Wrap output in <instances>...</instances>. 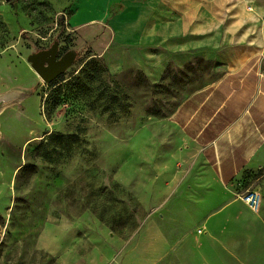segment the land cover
<instances>
[{"label":"rangeland","instance_id":"obj_1","mask_svg":"<svg viewBox=\"0 0 264 264\" xmlns=\"http://www.w3.org/2000/svg\"><path fill=\"white\" fill-rule=\"evenodd\" d=\"M76 1L0 0V264H82L113 240L133 246L162 217L168 237L179 224L206 234L174 207L173 186L207 169L170 116L219 71L196 62L160 84L112 76L70 23ZM54 45L77 59L57 99L31 61ZM251 191L240 200L254 222Z\"/></svg>","mask_w":264,"mask_h":264},{"label":"crops","instance_id":"obj_2","mask_svg":"<svg viewBox=\"0 0 264 264\" xmlns=\"http://www.w3.org/2000/svg\"><path fill=\"white\" fill-rule=\"evenodd\" d=\"M70 23L112 76L160 84L196 62L219 71L170 116L207 169L173 186L174 207L206 234L179 224L168 237L162 217L133 246L113 240L82 264H264V0H77ZM251 190L262 198L254 222L240 200Z\"/></svg>","mask_w":264,"mask_h":264},{"label":"water","instance_id":"obj_3","mask_svg":"<svg viewBox=\"0 0 264 264\" xmlns=\"http://www.w3.org/2000/svg\"><path fill=\"white\" fill-rule=\"evenodd\" d=\"M5 1L12 2L14 0ZM57 53L58 48L54 45L48 51L35 55L31 60L32 69L45 84H49L59 75L64 74L75 63L73 54L68 53L57 60Z\"/></svg>","mask_w":264,"mask_h":264},{"label":"built area","instance_id":"obj_4","mask_svg":"<svg viewBox=\"0 0 264 264\" xmlns=\"http://www.w3.org/2000/svg\"><path fill=\"white\" fill-rule=\"evenodd\" d=\"M242 200L248 205L252 212H259L260 210V195L254 191L246 193Z\"/></svg>","mask_w":264,"mask_h":264},{"label":"trees","instance_id":"obj_5","mask_svg":"<svg viewBox=\"0 0 264 264\" xmlns=\"http://www.w3.org/2000/svg\"><path fill=\"white\" fill-rule=\"evenodd\" d=\"M75 61H77V59H75ZM75 77H72L71 79H74ZM54 81V80H53ZM65 81V78L63 76V74L59 75L56 79L55 82H50V87L51 89V97H53L54 99H57V95L60 94L63 86H62V82ZM50 98L45 100V104L49 103Z\"/></svg>","mask_w":264,"mask_h":264},{"label":"flooded vegetation","instance_id":"obj_6","mask_svg":"<svg viewBox=\"0 0 264 264\" xmlns=\"http://www.w3.org/2000/svg\"><path fill=\"white\" fill-rule=\"evenodd\" d=\"M58 59H60V58L57 57V60H58Z\"/></svg>","mask_w":264,"mask_h":264}]
</instances>
